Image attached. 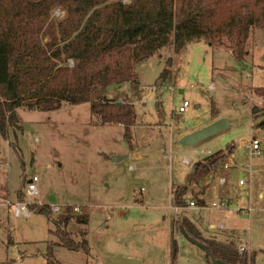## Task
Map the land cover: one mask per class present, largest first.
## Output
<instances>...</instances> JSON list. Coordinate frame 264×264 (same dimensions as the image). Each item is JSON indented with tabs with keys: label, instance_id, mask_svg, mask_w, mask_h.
<instances>
[{
	"label": "rangeland",
	"instance_id": "374dc122",
	"mask_svg": "<svg viewBox=\"0 0 264 264\" xmlns=\"http://www.w3.org/2000/svg\"><path fill=\"white\" fill-rule=\"evenodd\" d=\"M235 1L226 0L220 22L228 21ZM54 15L62 17L59 10ZM210 42H189L179 55L173 47L164 48L136 66L138 85L107 91V98L120 99L124 94L134 105L137 123L129 135L121 126L98 125L90 104L65 103L54 112L18 111L20 129L11 128L6 139L0 135V264H47L51 244L60 264H116L113 258L140 264H211L207 253L180 232L187 217L204 234L211 232L212 224L224 226L237 245L248 248L238 247L239 252L245 249L240 255L247 254L246 264H264V199L260 198L264 195V129L256 132L255 125L264 118V96H259L264 95V26L251 31L246 45L249 55L242 63L227 48ZM68 66L73 68L74 62ZM165 69L170 77L159 81ZM184 102L189 106L181 114ZM255 109L257 115L252 113ZM219 118L231 121L229 130L196 147L181 144L184 135L199 132ZM246 135L260 143L263 155L251 157L250 150L237 147L235 158L225 165L230 155L225 149L234 141L238 145ZM218 153L222 159L216 171L199 185L190 184L192 168L184 160L204 163ZM153 154L157 156L150 160ZM114 157L127 159L115 164ZM229 166L227 186L220 187L217 179ZM35 177L39 195L17 199L19 192L27 193L28 182ZM240 181L245 187H240ZM177 185L187 189V206L179 213L171 195ZM224 189L229 197L224 207L217 208ZM198 199L203 205L189 210L191 201ZM17 202L30 204L34 214L16 218ZM35 204L61 207L68 216L51 211V220L36 214ZM75 207L80 213L73 212ZM82 214L89 218L87 225L74 221ZM68 218L66 227L53 224ZM62 233L79 245L85 238L88 252L63 248ZM172 240L179 250L175 263Z\"/></svg>",
	"mask_w": 264,
	"mask_h": 264
},
{
	"label": "trees",
	"instance_id": "16d2710c",
	"mask_svg": "<svg viewBox=\"0 0 264 264\" xmlns=\"http://www.w3.org/2000/svg\"><path fill=\"white\" fill-rule=\"evenodd\" d=\"M235 3L228 21L220 22L226 0H129L126 4L121 0H0V135L6 139L11 128L20 129V109L54 112L65 103L90 104L98 125L121 126L129 135L137 123L134 105L124 94L120 99H109L106 93L115 87L138 85L136 66L160 50L173 47L179 55L189 42L206 39L211 46L215 43L230 50L237 62H245L251 31L264 26V0ZM57 10L62 17L54 15ZM69 61L74 62L73 68L68 66ZM169 77L170 71L165 69L159 81ZM259 128L264 129V123ZM218 156L195 164L189 183L199 185L216 171L222 159ZM186 193L184 186H174V208L187 206ZM18 196L26 199L27 194L19 192ZM37 210L36 214L51 219L49 206ZM75 220L89 223L87 214ZM69 221L61 219L53 224L66 227ZM181 229L203 241L187 219L181 221ZM60 237L63 248L88 252L85 238L79 245L67 240L65 233ZM203 242L218 261H248L247 254L240 255L233 244ZM53 246L46 254L47 264H60ZM178 255L177 242L172 240V263Z\"/></svg>",
	"mask_w": 264,
	"mask_h": 264
},
{
	"label": "crops",
	"instance_id": "0c3cea01",
	"mask_svg": "<svg viewBox=\"0 0 264 264\" xmlns=\"http://www.w3.org/2000/svg\"><path fill=\"white\" fill-rule=\"evenodd\" d=\"M255 110H257V109H255ZM255 110L252 112L254 115H257V113L255 112ZM222 118H219V119H215L214 121H212L211 123H209L207 126H209V125H211V124H213V123H215V122H217V121H219V120H221ZM258 122V121H257ZM257 122H256V127H258V128H256V132H258V131H261V128H259V126H260V124L259 125H257ZM230 123V126H229V128L231 127V121L229 122ZM261 123V122H260ZM262 124V123H261ZM229 128H228V130H229ZM225 131H227V130H225ZM224 131V132H225ZM221 133H223V132H221ZM221 133H219V134H221ZM219 134H217V135H219ZM184 136H186V135H184ZM183 136V137H184ZM253 140V137L251 138L250 136H248V135H246V136H243L239 141H240V143L237 145V142L236 141H234V142H232V144L230 145V146H228L225 150L227 151L228 150V152H229V150L231 149V148H233V145L235 146L234 147V149H233V153H230L229 152V157H227L226 159H225V161H224V164L225 165H227L228 166V164H227V161L230 159V158H235V149L237 148V147H241V149H244V150H249V146H250V142ZM249 145V146H248ZM197 146V145H196ZM196 146H194V147H196ZM231 147V148H230ZM230 148V149H229ZM225 150H223V151H225ZM126 159H127V157H126ZM186 160H188L189 162H190V166H191V168L193 169V167H194V165L196 164V163H193V162H191L189 159H186ZM201 161V160H200ZM185 163V162H184ZM193 163V164H192ZM185 165H187V164H185ZM230 167V166H229ZM231 169H232V167H230V169L229 170H227L226 172H225V174H224V176H219V178L217 179V181H218V186H220V187H226L227 186V182H228V176L230 175V171H231ZM215 172V171H214ZM213 172V173H214ZM213 173H211V174H213ZM210 176V175H209ZM221 177H224L225 178V184L223 185V184H221V180H222V178ZM217 181H215L214 183H212V184H210L209 185V187L207 188V190H206V192H204L203 193V197H204V195H206V193H208V191L210 192V187L214 184L215 185V183L217 182ZM240 183H241V181L239 182V185H240ZM245 185H246V183H245ZM245 185L244 186H241L240 185V187H245ZM229 192H228V190L227 189H224V190H222L221 192H220V198H221V200H222V202H221V204H225V202L224 201H226L225 199H227L228 197H229ZM242 196H245V193H243V194H241ZM260 198L261 199H264V195L263 194H261L260 195ZM17 199H18V195H17ZM229 202V201H228ZM17 203H19V202H17ZM191 203H195L196 204V207L197 206H202L203 205V203H202V201H201V199H200V202L198 203V201H196V202H192L191 201ZM190 203V204H191ZM201 203V204H200ZM190 204H189V210H191V209H194V208H191L190 207ZM228 205H230L229 203H228ZM234 205V204H233ZM217 208H219L218 206H217ZM234 210V209H233ZM235 211V210H234ZM189 212V211H188ZM187 220L189 221V222H191L194 226H195V228L197 229V231L200 233V235H201V238L203 239V241H215V242H219V243H223V244H233V245H235L236 247H239V246H242V247H244L245 249H248L247 247H245L244 245H237L236 244V241H235V239H234V237L231 235V234H229L228 232H226L225 231V228H224V226H222L223 228L222 229H219L220 228V226H215L214 224H212V225H210L209 226V229L211 230V232L210 233H207V234H204L197 226H196V224L193 222V221H191L188 217H187ZM181 231V230H180ZM188 234V233H187ZM189 235V234H188ZM190 236V235H189ZM191 237V236H190ZM193 238V237H192ZM202 241V243H204ZM199 242H201V241H199ZM204 245H205V243H204ZM251 251H252V249H250ZM254 256H255V253H254ZM208 257V256H207ZM207 259H209V261H210V263L212 264V262H211V260H210V258L208 257ZM208 264V263H207Z\"/></svg>",
	"mask_w": 264,
	"mask_h": 264
},
{
	"label": "water",
	"instance_id": "95a60500",
	"mask_svg": "<svg viewBox=\"0 0 264 264\" xmlns=\"http://www.w3.org/2000/svg\"><path fill=\"white\" fill-rule=\"evenodd\" d=\"M182 93L183 92L181 91V94ZM255 112L257 113V110H255ZM262 121H264V118L259 120L257 122V125H259L260 122H262ZM229 126H230V123L228 120L221 119V120L209 125L208 127H206L205 129H203L199 132L192 133V134L185 136L181 140V144L184 146H187V147L196 146V145L204 142L205 140L210 139L211 137H214L221 132H224L225 130H227L229 128ZM156 156L157 155H155V154L151 155L150 160L156 158ZM124 160H126V157H114V158H112V162L115 164L121 163ZM180 232L184 235V237L187 239V241H189L193 245H196L197 247H199L200 249L205 251L207 253L208 257L210 258L212 264H227V263H224V262H221V261L214 259L209 248L206 245H204L203 243H201V242L195 240L194 238L190 237L185 230L181 229ZM111 261L113 263H116V264H140L139 262H137L135 260L120 259V258H113V259H111Z\"/></svg>",
	"mask_w": 264,
	"mask_h": 264
},
{
	"label": "built area",
	"instance_id": "2783aa9c",
	"mask_svg": "<svg viewBox=\"0 0 264 264\" xmlns=\"http://www.w3.org/2000/svg\"><path fill=\"white\" fill-rule=\"evenodd\" d=\"M189 106V103L188 102H184L180 108H179V113L183 114L185 113L186 109L188 108ZM250 146L248 147L249 150L251 151V157H254V156H262L263 153L261 152V148H260V143L257 142V141H251L250 142ZM185 163H190L188 160H184ZM37 182H38V178H33L31 179L29 182H28V185H27V196L29 198H34V197H37L39 195V189L37 187ZM221 184H225V179H222L221 180ZM241 186H244L245 185V182L241 181L240 183ZM8 205L11 206L12 204L8 202ZM40 205V204H38ZM225 204H221L220 206L218 207H224ZM190 207L191 208H195L196 207V204L195 203H191L190 204ZM178 213L181 209H183V207H179V208H174ZM233 209L234 210H239L238 206L236 204L233 205ZM51 211L55 212V213H62L63 211V208H58V207H51ZM65 212H66V209H65ZM74 213H80V209L78 207H75L74 210H73ZM14 213H15V217L16 218H21V217H25V218H29L30 216L33 215V212L30 208V204L28 203H16L15 206H14ZM62 215H64V213H62ZM223 227L220 226L219 229H222ZM245 249H241L240 252H244ZM239 252V253H240Z\"/></svg>",
	"mask_w": 264,
	"mask_h": 264
}]
</instances>
